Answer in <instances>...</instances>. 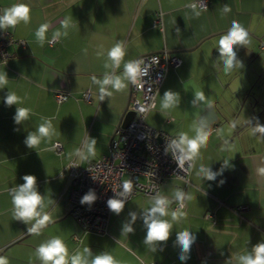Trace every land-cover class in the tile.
Listing matches in <instances>:
<instances>
[{"label": "crops", "instance_id": "crops-1", "mask_svg": "<svg viewBox=\"0 0 264 264\" xmlns=\"http://www.w3.org/2000/svg\"><path fill=\"white\" fill-rule=\"evenodd\" d=\"M191 1L0 0V18L15 6L29 9L27 22L0 26L24 41L10 44L0 62V257L7 264H44L37 250L54 238L65 245V264L77 255L86 264L103 255L118 264L255 258L264 245V0H209L205 9ZM233 21L247 37L233 46L226 70L219 40ZM116 47L121 55L113 60ZM162 50L181 62L165 73L145 119L186 146L193 161L188 181L166 177L156 197L137 194L113 209L104 233L84 230L69 214L63 169L71 159L83 165L110 151L133 117L130 63ZM56 92L67 98L57 101ZM29 175L41 199L39 215L26 220L12 201ZM158 199L184 207L161 209ZM44 215L48 221L38 224ZM153 222L168 224L167 239H148ZM184 232L187 250L179 240Z\"/></svg>", "mask_w": 264, "mask_h": 264}, {"label": "built area", "instance_id": "built-area-1", "mask_svg": "<svg viewBox=\"0 0 264 264\" xmlns=\"http://www.w3.org/2000/svg\"><path fill=\"white\" fill-rule=\"evenodd\" d=\"M208 1L193 0L190 4L205 9ZM159 21L158 12L154 23ZM55 41L51 38L49 44ZM14 42L24 45L23 40L13 38L8 31H0V62L9 56L7 47ZM180 62L179 56L166 50L150 52L133 60L129 66L135 71L128 70V107L133 111L132 119L117 130L108 153L83 165L71 159L64 167L69 182V214L82 229L104 233L113 210L110 201L121 204L137 194L156 197L159 184L166 177L176 176L188 181L193 161L186 146L178 136L152 127L145 119L155 105L156 93L165 73ZM67 95L56 92L55 98L62 101ZM84 96L89 98L87 93ZM52 147L58 152L61 143L54 141ZM125 185H128L127 190ZM168 205L182 209L184 202L177 200L167 204L158 199L159 208L164 209Z\"/></svg>", "mask_w": 264, "mask_h": 264}, {"label": "clouds", "instance_id": "clouds-1", "mask_svg": "<svg viewBox=\"0 0 264 264\" xmlns=\"http://www.w3.org/2000/svg\"><path fill=\"white\" fill-rule=\"evenodd\" d=\"M29 9L25 5H19L13 7L9 10L4 17L0 18V26L5 24H15L17 22V18L24 20L27 22L28 20ZM44 27H41V30L37 33L38 37L43 39V31ZM247 37V33L239 27L237 21H233V26L229 31L228 35L223 36L219 40L220 51L222 55L227 56L228 58L225 60L226 70L231 68L232 66V58L234 56L233 46L236 43H243ZM121 55V50L119 47L112 49L110 52V56L115 60L117 57ZM135 69H132L129 66V72H134ZM4 77L0 76V84H3ZM108 83V81H105ZM118 85V81L113 82ZM16 98L14 96L7 97V103L11 104L14 102ZM165 106H167V100L165 102ZM25 115L24 111L19 112V116L23 117ZM46 130L44 128L40 129L41 133H44ZM37 142L36 137H30L29 143L35 144ZM190 147L192 149L197 148L196 141L190 142ZM264 171V169H262ZM26 183L20 187L18 192L13 198L12 203L18 210L19 217L24 219H31L34 216H38L39 213L36 211L38 205L40 204V196L33 190V184L35 182V178L33 176H25L24 177ZM127 190L128 185H125ZM90 199V197H89ZM110 206L112 209L119 211L121 208V204L118 201H110ZM154 211H161V209L157 208ZM49 217L44 215L40 220H38V224L43 225L46 221H48ZM168 224L166 222H153L149 226L148 239H160L165 240L168 236ZM35 231V228L33 229ZM180 243L183 244L185 250L188 249L190 245V237L187 232L180 234L179 236ZM38 254L40 258L44 261V264H48L49 261L52 264H65V256H66V248L63 244L62 240L59 238L51 239L46 244H41L38 248ZM243 264H264V245H260L256 248L255 258L248 256L242 257ZM0 264H7V260L4 257H0ZM72 264H86L85 261H82L80 256L72 257ZM92 264H118L116 260L110 255H103L97 257Z\"/></svg>", "mask_w": 264, "mask_h": 264}]
</instances>
